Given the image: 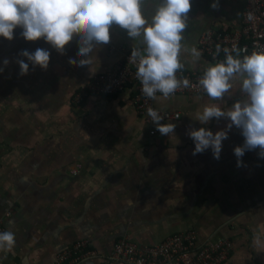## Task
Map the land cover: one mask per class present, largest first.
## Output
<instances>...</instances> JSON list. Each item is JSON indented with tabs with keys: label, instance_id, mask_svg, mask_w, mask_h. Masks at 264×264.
Returning <instances> with one entry per match:
<instances>
[{
	"label": "crops",
	"instance_id": "0c3cea01",
	"mask_svg": "<svg viewBox=\"0 0 264 264\" xmlns=\"http://www.w3.org/2000/svg\"><path fill=\"white\" fill-rule=\"evenodd\" d=\"M161 2L142 0L149 23ZM213 2L191 0L179 53L183 67L210 66L193 51L203 30L241 26L247 0H218L217 8ZM22 31L15 28L11 40L0 36V220L15 234L12 250L0 251V264H51L78 242L96 256L77 264H102L122 237L154 245L188 229L200 242L213 234L230 238L234 248L224 264H264V158L258 149L246 151L237 167L234 148L244 137L235 126L222 141L219 160L211 149L193 155L188 134L191 128L225 129L226 118L205 124L198 116L205 106L228 111L243 103V75L231 79L220 100L208 94L156 96L157 108L180 114L161 122L174 123V134L161 135L139 116L130 91L73 103L92 76L126 52H145L142 36L131 38L112 25L90 68L68 62L80 59L78 37L62 55L43 38L26 40ZM37 48L50 52L47 70L19 55ZM20 59L29 63L26 75H20Z\"/></svg>",
	"mask_w": 264,
	"mask_h": 264
},
{
	"label": "clouds",
	"instance_id": "9594fccd",
	"mask_svg": "<svg viewBox=\"0 0 264 264\" xmlns=\"http://www.w3.org/2000/svg\"><path fill=\"white\" fill-rule=\"evenodd\" d=\"M142 0H0V36L13 39V30L18 26L20 33L28 41L43 38L60 54H66L65 46L78 37L77 57H69L68 62L77 67L91 68L92 53L98 45L110 40L109 29L118 25L125 29L131 38L143 37L145 55L132 51V58L139 56L136 79L141 84V92L148 99H154L159 92L163 96L176 92L181 86L190 87L187 78L178 80L177 70L183 65L179 59L182 33L186 28L191 0H162L156 8L151 22L142 14ZM211 7H218L214 0ZM251 18V16L249 17ZM220 46L217 45V51ZM235 50V49H234ZM196 56L200 53L193 50ZM223 62L209 66L199 84L214 100L222 99L232 88L231 79L243 75L240 90L247 99L233 103L230 110L224 111L216 105L205 106L198 119L208 123L212 118H226L225 129L216 131L205 127L191 128L188 131L195 143L193 155L211 149L214 159L219 160L222 141L235 126L244 137L243 145L234 148L237 167L243 166L242 157L246 151L258 149V156L264 158V48L255 50L242 58L228 54ZM246 51V50H245ZM19 55L26 57L32 67L47 70L50 52L37 48L34 52L22 50ZM5 59L3 64L8 65ZM20 75L29 71V63L17 60ZM3 71V68H0ZM147 114L161 135H173L174 123H161L159 110L149 107ZM15 245V234L0 232V251H10Z\"/></svg>",
	"mask_w": 264,
	"mask_h": 264
},
{
	"label": "built area",
	"instance_id": "2783aa9c",
	"mask_svg": "<svg viewBox=\"0 0 264 264\" xmlns=\"http://www.w3.org/2000/svg\"><path fill=\"white\" fill-rule=\"evenodd\" d=\"M217 45L220 46L219 51H217ZM262 48H264V0H247L239 29L209 27L199 34L196 44V51L200 53V56L207 58L210 66L225 60L224 49H228V54L234 57L239 54L242 58ZM136 50L140 55L146 54L140 49ZM131 54L132 51L126 52L112 68L92 76L87 85L74 95L73 103L78 105L92 97H112L121 92L130 91L139 116L149 124H154L147 114L149 107L159 110L163 117L161 122L179 119V113L155 106L156 96L163 94L157 92L154 99H148L143 95L141 84L135 76L139 56L133 61ZM206 69L182 67L177 70V79L187 78L190 81V87L181 86L171 95H207L199 84ZM4 231L2 220H0V232ZM88 246L86 242H78L72 248L59 253L51 264H77L92 260L96 254L89 250ZM233 248L234 242L230 238L218 234H213L200 242L192 229L176 233L154 245H141L125 236L115 243L112 254L102 264H224L229 259Z\"/></svg>",
	"mask_w": 264,
	"mask_h": 264
}]
</instances>
